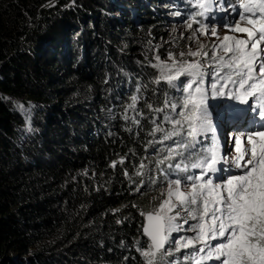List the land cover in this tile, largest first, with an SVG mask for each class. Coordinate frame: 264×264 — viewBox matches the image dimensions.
Here are the masks:
<instances>
[{"label":"trees","instance_id":"16d2710c","mask_svg":"<svg viewBox=\"0 0 264 264\" xmlns=\"http://www.w3.org/2000/svg\"><path fill=\"white\" fill-rule=\"evenodd\" d=\"M146 1L121 0L135 23L108 0H0V264H142L154 194L136 173L163 116L147 104L172 93L145 79L144 32L163 21Z\"/></svg>","mask_w":264,"mask_h":264},{"label":"snow or ice","instance_id":"6c2138e0","mask_svg":"<svg viewBox=\"0 0 264 264\" xmlns=\"http://www.w3.org/2000/svg\"><path fill=\"white\" fill-rule=\"evenodd\" d=\"M189 4L197 10L186 23L189 39L200 34L216 37L217 42L211 45L210 57L201 44L178 57L171 52L166 60L156 56L151 64L159 71L154 82L166 83L176 94L172 98L165 94L162 106L147 104L153 112L163 113L161 123L152 118L149 135L162 133L158 142L172 141V145L157 150L161 158L155 166L166 184L161 193L164 199L152 211L141 212L147 240L136 242L137 251L142 264H165L167 257L182 249L193 252L167 264L213 260L264 264V0H239L238 4L236 0H189ZM216 8L229 13L220 27L246 38L221 37L215 17L208 15ZM172 14L182 15L179 8ZM185 55L191 59H183ZM221 98L248 105L229 113L228 119L243 127L234 128L223 144L217 135L221 122H213L209 104ZM250 98L254 104H249ZM130 99L128 109L136 111L138 97ZM16 107L31 130V106ZM145 167L141 162L136 174L143 176ZM193 170L197 174H188Z\"/></svg>","mask_w":264,"mask_h":264},{"label":"rangeland","instance_id":"374dc122","mask_svg":"<svg viewBox=\"0 0 264 264\" xmlns=\"http://www.w3.org/2000/svg\"><path fill=\"white\" fill-rule=\"evenodd\" d=\"M111 3L116 2L117 5L111 12H108V9H104L106 15H110V17H115L117 20H124V16L122 12H118L116 10H122L126 8L129 12V15L131 17V20H134L135 23H139L142 19L146 16L144 11H139V9L142 7H139L137 5L134 6H124L121 2V0H108ZM140 3L144 6H151L150 3L146 0H138ZM176 3L171 2L170 0H162L159 1L154 7H150V16L151 19L152 17H155V15H160L163 21H161V25L157 28H148L146 29L144 33H147L149 35V42L147 45V52L145 50V57L143 60L150 62V65L155 63V57L159 56L161 60H166L168 54L171 52L172 54L176 55L177 57L179 56L180 52H187L189 48L192 50H197L199 46L202 44L205 46L204 50L209 52V57L211 56V45L216 43V37H211V36H205V35H200L197 34V37L194 39H189L191 36V30H188L186 27L187 20H190L193 18L194 15L192 14H187L184 12L185 10L189 11V8L195 9L193 7H190L189 0H174ZM236 3L238 4V0H236ZM186 4V6H183ZM175 5L176 7H171ZM178 5V6H177ZM107 7V5H106ZM128 7V8H127ZM179 8L181 11L182 15L176 16L173 15L172 13L175 12ZM219 9V8H216ZM221 11V10H220ZM222 13L229 15L228 12L221 11ZM139 16V19H136V16ZM209 17L211 14H208ZM206 23H210L211 21H205ZM218 34L222 37L224 35H235L238 38H246L245 34L242 33H231L227 28H221L220 24H222L220 21H215ZM197 27L196 24H193V29ZM198 41V42H197ZM261 47H264L262 44ZM185 60L191 59L187 55L183 58ZM145 64V62H144ZM152 67V66H151ZM211 71V69H209ZM154 75V80L152 81ZM159 71L156 68H151L150 73L147 75V80H150L152 85L154 86H163L164 88H170L166 83L161 82L160 84H156L155 78L158 77ZM181 79H185L184 77H181ZM172 89V88H171ZM176 93L172 89V93L169 94V98H172ZM220 99H212L209 101V104L213 106L210 110L213 112V122L217 123L219 121L216 113V106L219 103ZM164 125V124H163ZM170 125H166L165 128H169ZM232 133L229 131H225L220 127L218 129L217 135L221 138V143L223 144L228 136ZM163 135L162 133H156L154 139L152 140V143H149L147 148L145 149L146 153L149 154H156L155 158L153 160H146L143 163L146 165V167L143 169L144 175L140 176L137 175V180H138V186H145L149 191L153 192L152 202L150 198V206L149 209L152 211L154 208L158 206V204L161 202V200L164 199V196L161 195L162 191L165 189L166 184L164 181L163 176L157 175V170L155 166L156 160L161 158V153L157 151L158 149H166L164 146V143L161 144L158 141L162 138ZM172 143V141H165V143ZM171 146V145H170ZM198 170H193L189 172L188 174L195 175L197 174ZM180 175H184L181 173ZM155 177V182H152V178ZM191 223V221H190ZM186 227V226H185ZM176 235V234H173ZM188 235H191V233H188ZM146 241V240H145ZM213 244L216 243V241L212 242ZM137 245V244H136ZM188 252H193V249H182L180 252L175 253V256H169L166 258L165 264H167V261H174L179 257L184 256ZM136 254L139 259V261L142 263V257L140 253L137 251V246H136Z\"/></svg>","mask_w":264,"mask_h":264},{"label":"water","instance_id":"95a60500","mask_svg":"<svg viewBox=\"0 0 264 264\" xmlns=\"http://www.w3.org/2000/svg\"><path fill=\"white\" fill-rule=\"evenodd\" d=\"M148 213V212H147ZM145 217L143 216V225L145 224ZM142 236L144 237V238H146L147 239V237L146 236H144L143 234H142Z\"/></svg>","mask_w":264,"mask_h":264}]
</instances>
